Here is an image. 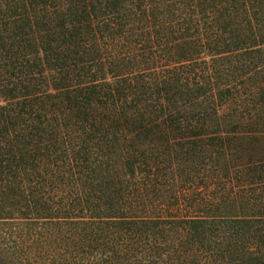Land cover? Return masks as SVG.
Listing matches in <instances>:
<instances>
[{
  "label": "trees",
  "instance_id": "trees-1",
  "mask_svg": "<svg viewBox=\"0 0 264 264\" xmlns=\"http://www.w3.org/2000/svg\"><path fill=\"white\" fill-rule=\"evenodd\" d=\"M0 264H264V0H0Z\"/></svg>",
  "mask_w": 264,
  "mask_h": 264
}]
</instances>
